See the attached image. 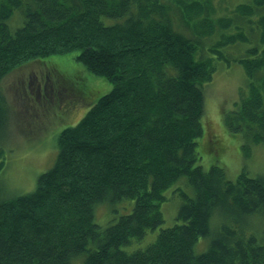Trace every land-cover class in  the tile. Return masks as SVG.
Here are the masks:
<instances>
[{
    "label": "trees",
    "instance_id": "1",
    "mask_svg": "<svg viewBox=\"0 0 264 264\" xmlns=\"http://www.w3.org/2000/svg\"><path fill=\"white\" fill-rule=\"evenodd\" d=\"M223 1L225 14L212 0H0V87L35 62L97 98L35 189L0 201V264H264V173L230 178L220 128L206 138L202 124L204 88L240 65L247 83L223 121L244 160L264 147V0ZM63 57L87 73L59 69ZM5 103L0 92V135Z\"/></svg>",
    "mask_w": 264,
    "mask_h": 264
},
{
    "label": "rangeland",
    "instance_id": "2",
    "mask_svg": "<svg viewBox=\"0 0 264 264\" xmlns=\"http://www.w3.org/2000/svg\"><path fill=\"white\" fill-rule=\"evenodd\" d=\"M212 1L215 7H220V14L230 10L224 1L223 5L221 0ZM70 58L56 59L55 63L59 64L61 70H76L78 67L87 73ZM243 69L240 65L232 64L229 67L221 64L212 81L204 88V137L208 136V128L213 135L217 133V128H220V133H217L218 142L222 143L224 148L228 147V152L218 164L228 170L232 179L242 171L244 164L253 176L264 173V147L255 145L251 157L244 160L241 138L230 134L223 121L224 112L233 108L234 103L239 100L241 89L247 83V75ZM64 75L57 69L53 73L45 65L33 62L14 70L1 83L0 92L6 98L8 121L4 122L6 127L0 135V149H4V156L0 161L5 162V167L0 171V201L28 194L35 189L39 176L56 162L59 133L64 128L77 124L89 107L97 101L94 97L92 103L87 104L88 99L79 90L74 87L67 90L68 80ZM84 77L86 89L93 88L101 95L111 89V85L104 78L86 75ZM60 81L63 83L61 87ZM104 82L108 83L110 88L102 87ZM76 86L78 89L79 85ZM76 94L78 97H75ZM211 152L212 150H206L202 153V164L206 169L210 168L215 160ZM72 169L77 170L76 167ZM178 205L176 199L163 205L166 219L164 226L174 225L176 221L173 216L177 214ZM100 214H105L104 207ZM107 218L108 214L97 216L100 223L105 222ZM198 250L202 251V247Z\"/></svg>",
    "mask_w": 264,
    "mask_h": 264
},
{
    "label": "bare ground",
    "instance_id": "3",
    "mask_svg": "<svg viewBox=\"0 0 264 264\" xmlns=\"http://www.w3.org/2000/svg\"><path fill=\"white\" fill-rule=\"evenodd\" d=\"M262 49V48H261ZM225 67V66H224ZM227 69V68H226ZM244 70V69H243ZM109 206V205H108ZM96 212V211H95Z\"/></svg>",
    "mask_w": 264,
    "mask_h": 264
}]
</instances>
